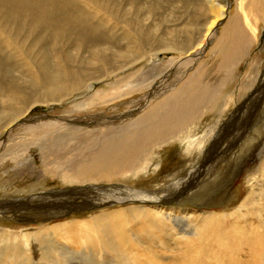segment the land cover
<instances>
[{"label":"bare ground","instance_id":"bare-ground-1","mask_svg":"<svg viewBox=\"0 0 264 264\" xmlns=\"http://www.w3.org/2000/svg\"><path fill=\"white\" fill-rule=\"evenodd\" d=\"M171 2L182 4L180 7L183 11L180 16L177 13L178 16L169 20L171 26H164L159 33L150 35L151 25H148L147 21L135 11L145 3V0H0V33H5L4 40L11 45L17 44L20 28L26 33H31L32 38V45L26 47L27 50L21 48L25 55L22 59L24 64L16 61L12 63L11 69L7 67L5 69V63H10L11 60L5 62L6 57L1 54L2 43L0 41V145L2 143L6 145L9 141V153L15 154L17 148L27 141L21 140L22 136L12 139V129L24 128L23 126L26 125L34 128L41 124V127L44 126L51 130L67 125V128L72 127L70 129L85 131L89 134L88 139L90 140L83 143L80 140L72 142L65 133L61 134L58 143L51 142V147L44 150L43 158L50 160L56 167L57 173L60 174L59 176L70 183L79 185L92 182L104 183L103 177H107L108 183H105V190L106 192L111 191L107 194L108 199L111 200L110 203L112 205L115 203L132 204L94 213L83 220L62 221L45 227L44 229L51 230L54 237H60L54 245L59 251H53L54 257L51 261L48 258L49 255L44 259L34 258L30 264H72L70 261L74 256H65L68 252L67 245L64 246L61 240L64 238L67 241L77 235V232L85 235L88 243L91 242V250L88 249V255L92 257L91 260L89 259L91 264H145L147 261L151 262L152 258L157 257L159 260L161 258L159 255L148 253L152 252L154 246L165 244L177 250L180 256L177 259L174 258L175 264H264V149L256 155L255 160L253 159L256 169L246 181L247 195L233 212L227 210L228 213L234 215L230 220L225 219L227 227H222V214L220 213L222 211H202L189 208L173 210L159 208L153 204L154 207L143 206V204L158 201L173 203L171 200L166 201V198L171 192L169 187L177 178L176 173L169 174L170 180L168 179L167 187L165 186L164 189L160 187L158 193L154 191L160 183L152 186V188L155 187L154 190H145V187L137 188L132 184L138 175L153 165V163L150 164V154L158 146L182 145L179 154L183 157L184 167L178 174L187 169L186 166L199 162L201 153H203L202 149L206 147L207 151L208 142L213 138L216 126L222 121L220 116L198 131L199 126L197 125L201 114L205 113L206 105L211 101L214 102L222 92V88L226 87L228 67L240 62L241 58L247 54L251 45L258 39L261 23H264V0H236L238 13L234 10L228 12L229 5L231 6L229 0H170V4ZM84 3L91 5L97 12L105 13L101 15L103 22L111 23L119 28L108 30L98 25L94 12L91 13L82 8ZM123 11L128 12V15L122 16ZM147 13L150 14L149 9ZM21 20L23 23L20 27ZM159 21L153 19L150 23L154 27ZM123 25L126 26L125 30ZM3 26L5 27L2 29ZM43 32H49L59 38L65 35L69 38L66 39L67 42L74 41L73 45L76 48L71 49V52L65 48L56 50V59L53 63L49 64L43 57L40 62H36L31 57L35 54L31 50L32 48L36 50L44 40L45 34H41ZM213 38V44L208 48L206 45ZM208 50L209 52L219 51L214 64H210L208 59L198 61L201 58L199 55ZM169 51H173V59L177 58L168 60L170 68L168 67L167 74H173V76L169 75V80L158 79L159 82L165 81L162 90L155 86L153 90L146 93V85L138 82V79H133L135 73L131 71L129 75H119L120 71L128 70L131 65L150 54L156 55L158 52ZM50 52L54 51L50 50ZM134 53L137 57H130ZM37 54L40 52L37 51ZM100 54L102 57L98 58ZM45 56L49 58L48 55ZM14 67L22 71H18L21 75L24 74L25 78L21 83H15V73L12 70ZM110 77L115 78L113 83L115 88L110 94H104L107 98L100 101L101 91L98 89L87 98L71 105L74 111H78L94 104L115 101L127 94L137 96L135 101H138L134 103L131 101L132 104L127 105L128 99L115 103L113 112H120H116L117 114H114L110 120L106 118L109 121L106 126L95 125L101 129H87L90 124L87 121L95 124L100 116L97 118L89 116L86 118L87 121L81 118L83 124L77 125L74 123L80 117L72 115L65 117L63 121L29 123L31 117L28 113L38 103L49 105L51 101H62L76 92L81 95L89 94L94 83L105 82ZM241 88L242 84L235 90L240 91ZM260 95L261 102L264 92ZM241 107H238L236 111L239 112ZM114 122L115 125L110 126ZM71 123L74 125L71 126ZM84 124H87V128ZM193 132L196 133L191 135ZM244 136L240 135L236 140ZM97 139L101 141L95 146H90L92 140ZM211 144L214 146L215 143ZM262 144L264 146V141ZM231 146L234 145H229L224 150L226 155L230 154L225 151H231ZM4 147L6 146L3 145V149ZM217 172L219 174V171ZM219 182L222 183V181ZM177 186L179 184L174 185V189ZM204 196V199L197 196L192 201L209 207V202L216 195L211 192ZM226 200L227 198L224 199ZM138 203L142 205H135ZM218 205L224 206L225 204L219 203ZM169 213L175 217H171ZM227 216L228 214L225 213V217ZM129 217L131 218L125 220ZM176 217L180 219L174 222ZM130 222L131 225H129ZM251 225L253 232L249 236L246 232ZM76 227L79 229L76 230ZM33 231L16 229L12 232L0 229V239L14 241L15 249L19 243L25 251H28L33 244L32 237L35 236ZM242 234L243 236L236 240ZM219 238L232 239V241L217 244L216 241H220ZM244 240L245 243L240 247L241 257H239L232 251L233 243H240ZM86 241H82L84 244V246L81 245L82 248L85 247ZM6 248L7 245L1 247L0 253L5 252ZM83 250L86 249L83 248ZM121 253L125 254L121 256ZM81 255L80 257L83 256ZM220 256L227 257L228 261L223 259L220 261ZM95 259L96 263H93Z\"/></svg>","mask_w":264,"mask_h":264},{"label":"rangeland","instance_id":"rangeland-1","mask_svg":"<svg viewBox=\"0 0 264 264\" xmlns=\"http://www.w3.org/2000/svg\"><path fill=\"white\" fill-rule=\"evenodd\" d=\"M229 2H231V6L229 5L228 12H230L231 10L237 12L236 0H229ZM153 4L155 7L153 6ZM168 4L172 6L168 7ZM143 5H141L138 8L139 11L137 9L135 11L136 13H139V15H141V18L147 21L146 23H148V25L149 24L151 25V27L149 28L150 35L154 33H159L164 26L166 27L171 26V22L169 23V20L173 19L174 16H178V15L180 16L181 11H183V9L181 8L182 7L181 3L171 2L170 4V0L169 1L145 0V3H143ZM82 8L88 12L91 13L94 12V14L97 16L95 21L98 25L100 26L102 25L108 30L119 28L118 26L115 27L111 23L103 22L101 15L105 13L97 12V10L95 8H92L91 5L84 3ZM148 9L150 10V14L147 13ZM142 11H144V13ZM127 13L126 11H123L122 16L124 14L128 15ZM177 13L179 14L177 15ZM153 19L160 20L159 22L155 23L156 26L154 27L150 23ZM22 23L23 20L20 21V27ZM161 24L164 25L161 26ZM124 25L123 28L125 30L126 26ZM4 27L5 26H3L2 29ZM218 33L219 32H217V34ZM41 34H45L44 40L38 45L36 50H34L33 48L31 50L32 52L35 53L31 57L35 59L36 62H40L41 58L43 57L49 64L53 63L54 60L56 59V53H55L56 50H59L60 48H65L66 50L71 52V49L74 50L76 48V46L73 45L74 41L67 42L66 39L69 38H67L65 35L63 38H59L57 36H53L49 32H43ZM4 35L5 33H0V41L2 43L1 54L3 57H6L5 58L6 60L4 59L5 62L7 60H11L10 63H5V69L6 67L11 69L13 67L12 63L16 61L24 64L22 59L25 57V55L23 54L21 48L25 49L29 45H32L31 33L30 34L26 33L24 30L20 28L18 39L16 40L17 44L15 45L8 44V42L4 40L5 39ZM213 41L214 38L212 39V41L210 42L208 41L206 46L210 48L211 45L213 44ZM50 50H53L54 52L51 53ZM209 50L206 53L204 51V54L199 55L201 56V58L198 59V61L208 59L210 64H214L215 58L217 57L219 51L213 50L212 52H209ZM37 51H39L40 54H37ZM172 52L173 51L158 52V54L156 55L150 54L146 58L141 59L140 61L135 63L134 65H131L128 68V70L125 69L123 71H120L119 75L125 76V75H129L132 72L135 73L133 79H138V82H141L144 85H146L145 86V88L147 87L145 91L146 93L147 92L149 93L151 90H153V87L155 86H157L159 90H162L165 81L159 82L158 79L162 78L163 80L164 79L169 80L170 79L169 75L173 76V74H167L168 69L170 68L168 65V60L170 58L173 59ZM28 54L30 56V52H28ZM45 55H48L49 58H47ZM101 57L102 54L98 56V58ZM130 57L136 58L137 54L134 53ZM176 58H174L173 60H175ZM136 69L138 70L140 69V70L138 71ZM228 69L229 72H228V82L226 85L227 88L226 87L222 88V92L220 93L218 98H216L214 102L211 101L206 105L205 113L201 114L200 122L197 125V127L199 126L198 127V131H199L203 126H206L212 121H215L220 116L222 118V121H220L218 124L219 126L218 125L216 126L215 129L216 132L214 133L213 138H211V141L208 142V149H207L208 152L206 151V147H204L202 149L203 153H201L199 162H197L194 165L186 166L187 169H185L183 172L178 174L181 168L184 167V163H183L184 160L182 159L183 157H181L179 154L180 147H182V145L174 144L175 145L174 146L173 144H165L155 148L153 152L150 154L151 156L150 164L153 163V165H151V167L148 170L138 175L137 178L134 179V181H132V184L137 188L145 187L144 188L145 190H154L155 187L152 188V186H155L157 183H160L158 184L159 186L156 187L154 191L155 193H158L160 187L163 189L167 187L168 185L167 183H169L170 180L169 174L176 173L175 177L177 178L175 179L174 177L175 180L172 182V185L169 187V190L171 192L167 194V198H166V201L171 200L173 201V203H169V202L164 203L162 201H158L156 203L143 204V206L154 207L152 206L153 204L159 208H166L173 210H178L179 208L180 210L182 208H189L192 210L194 209V210H202V211H215V210L222 211L220 212L222 214V227L228 226L227 221L225 219L230 220L233 218L234 215L228 213L227 210H231L233 212V210H235V207L239 205L240 201L247 195L246 181L252 176V174L256 169L255 163L253 161L256 159L255 158L256 155H259L260 151H263L264 149V146L262 144V142L264 141V105H263L264 97L261 99V102L259 98L261 97L260 94L264 92V84H263L264 83V79H263L264 78V23H261L258 31V39L254 44L251 45V48L247 51V54L241 58L240 62L232 66H229ZM12 70L15 73V78H14L15 83L17 84L21 83L22 80L25 78L24 74L21 75L18 72L21 70L17 67H14ZM16 74H18L19 76L17 75L18 76L17 77ZM165 76H168V78L166 77L167 78L166 79ZM254 79L256 80L254 81ZM114 80L115 78L110 77L106 79L105 82L94 83L93 87L89 90V94L81 95L76 92L72 96H68L65 99H62V101L59 102L51 101L49 105L38 103L28 113V116L31 117L30 119L31 121L29 123L37 124L38 121H42V122L46 121L50 123L51 121L53 122L63 121L65 117L68 116L70 117L72 115V116L80 117V119L77 121L78 123L73 122L75 125H77L82 123V119H85L87 121L86 118H88L89 116L90 117L95 116L96 118L100 116V118L97 120V123L94 124L91 121L90 122L87 121V123L91 124V125L88 124L87 126L88 128L86 127L87 124L84 125L85 128L89 130L101 129V127H97V126H106L108 119L109 120L110 118L112 119L114 114L120 112V111L113 112V105H115V103L119 102L120 100L123 101L125 99H128L129 102L127 103V105L132 104L131 101L133 103L138 101V100L135 101L136 99L135 97L137 96L135 94L133 95L127 94L116 99L115 101L112 102L110 101L102 104H94L90 107H84L78 111H74L71 108V105H73L75 102H80L81 100L87 98L88 95L90 94L92 95L98 89L101 91L99 98L100 101L103 100L104 98H107L106 96H104V94L108 95L110 94V92L114 90L115 88V85L113 84ZM248 83H250V85ZM240 84H242V88L240 89V91L235 90L236 87L239 86ZM260 88L263 91H261ZM232 91L233 93L230 94V92ZM228 94L230 95L226 96ZM240 106H242L241 107L242 109L239 110V112H237L236 110ZM126 111L128 112V110ZM101 115L103 118L101 117ZM73 123H71L72 125L71 124L69 125L73 126L74 125ZM40 125L39 127H34V128L33 126L26 125L23 126L24 128L18 127L14 130L12 129V134H13V137H11L12 139L20 138L22 136L21 140L25 139V142L27 141L29 143V145L26 142L21 147L19 146L20 148L19 147L17 148L19 150V153L18 150L15 151V154L9 153V148H8L9 141H7L8 144L6 143V145L5 143L4 144L2 143L4 146H6L4 147L5 149H3L2 144L0 145V162H1L0 163L1 164L0 165V229L6 231H12V232L13 231L15 232L16 229H29V230H34L33 233H35V236L32 237L33 244L28 251L27 250L25 251L24 247L22 245H19V243L17 249H15L14 241H7L4 238L0 239V248L3 247L4 245H7L6 251L4 250L5 252L0 253V264H30L32 263V259L34 258L39 257L44 259L49 255L50 256L48 258L51 261L53 260L54 257L53 251L54 252L59 251L58 247L57 246L54 247V245H56L55 243L59 241L58 238L60 237H54L51 230H46L44 229L45 227H48L54 223L62 222V221L83 220L87 216L93 215L94 213H100L106 210H110V208L115 209L116 207L121 205L122 206L132 205L129 203L126 204L115 203L112 205V203H110L111 200L108 199L107 194L111 193V191L108 190L106 192L105 190L106 189L105 183H108L107 177H103L102 181H105L104 183L92 182V183H87L85 185L70 183L67 182L65 178L63 179L62 177H60L59 176L60 174H58L56 171L57 170L56 167L50 162V160L43 158L45 153L44 150L49 149V147H51L50 145L51 142L58 143L60 141L59 140L60 135L63 133H65L68 139L71 140L72 142H78V140H80L82 143L90 140L88 139L89 134H86L85 131H81V130L76 131L74 129H70L72 127L67 128L66 127L67 125L57 128H52V130L44 126L41 127ZM47 125L50 124L47 123ZM95 125L97 126L95 127ZM114 125L115 122L110 126H114ZM30 127L31 129H29ZM198 131L196 130V132ZM196 132H193L191 135L195 134ZM16 134H18L19 136L18 135H17L18 137L15 136ZM216 134L217 135L219 134L218 135L219 138L217 137ZM52 135L53 138H51ZM240 135L241 136L245 135V136L240 140H236L237 137H239ZM216 138L218 139L216 140ZM27 139L29 141L31 139V142H29ZM100 141L101 139L92 140V144L90 146H95ZM212 142H214L216 145L214 144V146H212L211 144ZM229 145H234V146L233 147L231 146V151H227V150L225 151L230 153L227 154L228 155L227 156L226 153H224V150ZM22 147H24L23 150H21ZM2 153H4V155H2ZM224 166L229 167V169L226 167L227 169L226 170ZM217 171H219V174ZM213 173H216L215 174L216 176L213 175ZM218 177L222 179L220 180ZM224 178L226 180H224ZM219 181H222V183ZM210 183L213 184L211 185ZM178 184L179 186H177L176 189H174V185H178ZM211 192L215 193L216 197L214 196V199H212L209 202L210 204L209 207L200 205L196 201H192L196 199L197 196H200L201 199H204L203 196L206 194H210ZM226 198L227 200L224 201V199ZM219 203L225 205L224 206L218 205ZM135 205H142V203H138ZM225 213L228 214L227 217H225ZM171 217H175V215ZM130 218L131 217L126 218L125 220ZM178 219L180 218L178 217L174 218V222ZM129 225H131V222L129 223ZM108 228L110 227L108 226ZM252 228L253 226L251 225L247 229L246 235L251 236V233L253 232ZM256 228L260 230L259 227ZM78 229L79 227H76V230ZM77 233L79 234V232ZM78 234L67 239V241L64 240V238L62 239L63 241L61 240V243L64 246L67 245L66 248L68 252L66 253L65 256L66 257L74 256L70 261L72 264H91L89 262L92 259V257H89L88 255V249L91 250V246H90L91 242H89L90 243L89 244L86 241L87 239L85 235H83L82 233L79 235ZM242 236L243 234L241 236H238L236 240H238ZM219 239L220 241H216L217 244L218 243L222 244L223 242L232 241V239H224V240L222 238ZM82 241L83 242L86 241L85 247L83 248L86 249L87 251L83 250V248L81 247V245L83 244ZM244 243L245 240L240 243H233L234 247L232 251L239 257H241L240 247L243 246ZM79 250H82L84 252L83 253L82 251L79 252ZM152 253L159 255L161 258L159 260L157 259V257L152 258L151 262L147 261L145 264H157V263L175 264L174 258L177 259L180 257L177 253V250L171 249V247L167 244L163 246H154L152 252L148 254H152ZM14 254H16V256ZM80 254H82L84 257L82 255H81L82 257H80ZM124 254L125 253H121V256H123ZM222 257L223 256L219 257L220 261L222 259L228 261L227 257L226 258H222ZM98 262L100 261L98 260ZM93 263H96V259L93 261ZM109 264H113V263H109Z\"/></svg>","mask_w":264,"mask_h":264}]
</instances>
